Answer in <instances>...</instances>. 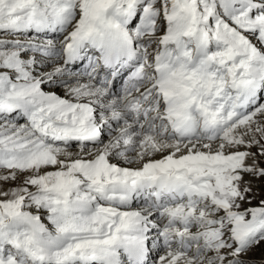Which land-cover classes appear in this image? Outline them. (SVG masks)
<instances>
[{
    "label": "snow or ice",
    "instance_id": "obj_1",
    "mask_svg": "<svg viewBox=\"0 0 264 264\" xmlns=\"http://www.w3.org/2000/svg\"><path fill=\"white\" fill-rule=\"evenodd\" d=\"M261 160L264 0H0V264H255Z\"/></svg>",
    "mask_w": 264,
    "mask_h": 264
},
{
    "label": "rangeland",
    "instance_id": "obj_2",
    "mask_svg": "<svg viewBox=\"0 0 264 264\" xmlns=\"http://www.w3.org/2000/svg\"><path fill=\"white\" fill-rule=\"evenodd\" d=\"M46 90H55V89H46ZM23 120L19 121L22 123ZM251 151L256 152L257 149L254 147ZM251 163V161H250ZM261 166L264 167V160H261ZM244 180L251 187L250 198L252 199L251 205H243L242 207H251L259 204L261 199H264V177H253L250 175H245ZM14 184H6L5 188L13 187ZM244 259L248 261H253L255 264H260L261 261H264V243L256 246L250 253H248Z\"/></svg>",
    "mask_w": 264,
    "mask_h": 264
},
{
    "label": "bare ground",
    "instance_id": "obj_3",
    "mask_svg": "<svg viewBox=\"0 0 264 264\" xmlns=\"http://www.w3.org/2000/svg\"><path fill=\"white\" fill-rule=\"evenodd\" d=\"M60 94H62V91H60ZM23 122H24V121H23ZM23 122H22V123H23ZM249 163H250V161H249Z\"/></svg>",
    "mask_w": 264,
    "mask_h": 264
}]
</instances>
